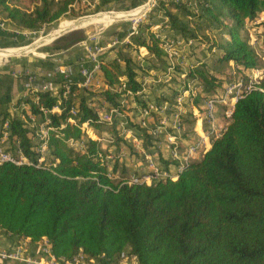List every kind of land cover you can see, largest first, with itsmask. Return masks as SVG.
Returning <instances> with one entry per match:
<instances>
[{"label": "trees", "instance_id": "obj_1", "mask_svg": "<svg viewBox=\"0 0 264 264\" xmlns=\"http://www.w3.org/2000/svg\"><path fill=\"white\" fill-rule=\"evenodd\" d=\"M19 1L0 0L3 20L13 29L37 31L68 13L76 16L74 6L82 0H34L37 4L30 12L20 9ZM145 2L97 0L93 12L132 10ZM198 3L194 13L180 0H158V15L148 13L137 24L138 34L130 37V43L121 46L115 58L103 61L104 84L109 89L125 85L132 93L140 90L139 65L126 52L132 47L147 51L146 69L166 71L168 62L150 28L154 16L164 19L174 38L209 41V48L218 51V72L230 69L244 74L260 67L261 56L242 33L247 23H256L264 31L260 21L264 0ZM207 30L218 39L209 40L203 33ZM86 39L83 31H72L54 40L52 50L63 52ZM191 72L198 77L203 95L222 92L224 82L219 77L198 68ZM260 86L264 90V83ZM109 89L79 90L72 85L67 99L60 93H38V105L33 96L19 100L17 105L28 104V114L40 119L41 106L51 110L58 105L61 110L48 114L53 131L48 156L40 167L35 166L38 154L31 131L0 106V123L9 122L6 143L33 164H0V230L34 244L46 240L59 260L82 254L98 264H118L125 253L136 264H264V92L252 91L235 104L221 137L176 181L120 185L127 172L108 177L103 161L111 147L118 150L124 140L116 125L100 121L89 106L101 100L116 106V99L125 92ZM70 118L75 124L68 122ZM84 122L100 137L108 132L111 143L103 147L87 139L81 130ZM138 131L144 141L148 134ZM70 140L84 141V147L75 150ZM143 144L145 149L151 146L150 140ZM116 164L115 160L111 166L113 174ZM122 164L128 174H135L127 160Z\"/></svg>", "mask_w": 264, "mask_h": 264}, {"label": "built area", "instance_id": "obj_2", "mask_svg": "<svg viewBox=\"0 0 264 264\" xmlns=\"http://www.w3.org/2000/svg\"><path fill=\"white\" fill-rule=\"evenodd\" d=\"M140 18L134 22L130 32L114 39L108 48L129 44L130 37L138 34L137 24L142 21ZM150 27H152L155 38L159 41V49L165 54L168 62L163 75L157 78L150 76L146 70L147 52L137 47L135 48L137 49V61L142 62L136 77L140 84V90L132 93L126 90L125 85H120L115 89L105 86V89L102 90L109 89L111 93L125 92V96L121 95L116 99V106L104 100L89 105L100 121L109 126L116 125L120 138L124 140L120 143L118 150L113 148L114 146L111 147L113 151L111 150L103 161L107 166L108 177L115 179L118 175L111 172L113 162L116 160L121 163L128 159L127 161L135 174L121 180L120 185H150L158 180L176 181L185 168L194 161L195 156L205 154L211 148L213 141L221 137L232 118L235 104L252 91L264 92L260 86L264 82V57H262L261 66L244 73L245 79L240 78L234 83L224 86L218 95H203L200 81L191 72V67L188 71L181 70L179 67L186 65V58L195 48L196 40L174 38L164 34L162 30H169L168 25H150ZM0 28H4L1 22ZM94 40L95 36L81 43L85 56L75 65L61 63L57 59L53 60V66L46 74V79H39L33 72L21 73L20 76L24 78L25 95L23 99L33 96L34 103L37 105L36 96L38 93H49L51 96L60 93L64 99H67L72 85H75L79 90L97 91L94 89V84L101 73L103 63L101 55L107 48L88 43ZM249 44L255 49V42L251 41ZM212 52L214 53L215 50L212 49ZM201 62L203 63L200 61L194 66H198ZM75 73L79 75L80 80L74 79ZM176 81L179 82L178 85H176ZM167 83H172L173 86L168 88L169 85H166V87L160 88V85ZM28 107V104L21 103L14 107L11 114L22 120L31 131V138L33 142L36 141L35 152L38 154L35 166L40 167L44 166V161L48 156L49 133L53 131V128L50 127L48 114L60 113L61 110L58 105L51 110L41 106L42 118L40 119L35 115L28 114ZM70 112L72 116L76 115L75 108H72ZM68 122L75 124L73 118H70ZM8 123V120L0 123V164L33 165L19 152L13 154L8 151L9 149H6ZM192 126L191 133H187V127ZM138 128L148 134V139L145 138V140H150L151 146L147 149L144 148L145 140L143 141L141 137L143 133L139 132ZM81 130L87 139L96 141L103 147L112 141L110 134L100 137L88 122L81 125ZM68 144L75 150L84 147V141L70 140ZM160 147L164 148L168 154L162 163L157 159ZM43 241L45 243L42 245L41 253L46 257L44 263L24 258L21 246L16 247L13 251L0 253V257L29 264H89L91 261L82 254H78L71 260H59L51 253L49 243L46 240ZM127 260L125 253H122L118 264H125Z\"/></svg>", "mask_w": 264, "mask_h": 264}, {"label": "rangeland", "instance_id": "obj_3", "mask_svg": "<svg viewBox=\"0 0 264 264\" xmlns=\"http://www.w3.org/2000/svg\"><path fill=\"white\" fill-rule=\"evenodd\" d=\"M163 1H167V0H163ZM183 3L186 4V6H189V8L191 10H193L194 13H197L199 10V3L198 0H180ZM97 0H82L80 3L76 4L74 6V10H75V14L76 16H73L72 13H68L66 16L62 17L61 19H59L56 23H53L51 25H44L42 26L39 30L37 31H23V30H19V29H12L14 32L9 34V39L7 41V43L3 44L2 47H0V50H8V49H20V48H27L32 46L34 43L40 41L41 39H43L45 36H47L48 34H50V32H52L53 30H58V29H63V28H70L72 26H77L79 24H82V22H84L83 20L85 19H89V18H82V17H86V16H90V15H96L93 16L91 18L103 15V14H108V13H116V14H123V12H134L137 9H140L145 3H142L141 5H139L137 8L132 9V10H118V9H111V10H105V11H99V12H93L94 10V5L96 4ZM154 6L150 8V10L152 11L153 14L158 15V12L156 10L157 4H158V0H153ZM37 3L34 0H21L18 3H16V5L26 11V12H30L36 5ZM146 12V14L141 15L140 19L143 21L145 20V18L147 17L148 13H151V11ZM81 13H85L86 15L81 16ZM182 18L184 17L183 15L181 16ZM263 17V18H262ZM80 18V19H78ZM260 21L263 22L264 21V16H261ZM78 19V20H77ZM139 18L132 19V20H118L115 21L113 23H109V24H101V25H93V26H89L87 28H82L79 29L81 31H83L85 33V35L87 36V40L91 39L92 37L95 36V38L98 35H103L104 37H108V36H114L116 33L123 35L124 33H126L127 30H130L132 25L134 24L135 21H138ZM153 22H157L160 23L162 17L160 16H154L153 18ZM0 20H3V15L0 14ZM77 20V21H75ZM255 30H252V27H250V24L247 23L243 29V33L242 35L244 37H247L248 41L251 42H255L257 43L255 46V49L257 51V53L262 57L264 56V31L258 26V24H253V28H255ZM70 33V32H69ZM204 34L209 36V40L211 39H218V36L216 34H212V32L210 30H207L205 32H203ZM68 34V33H67ZM66 35V34H65ZM200 39L196 40V46L193 50H191V55L189 56L191 59L189 60L188 58L186 59L188 62L186 63V65H182L179 66L181 68V70H186L188 71L191 67L192 70H194L195 68L198 69H202V71L207 72L209 74L214 75V77H219L220 79L223 80L224 82V86H227L228 84H232L234 83L237 79H245V75L241 74V73H235L233 70L230 69H224V71L218 72L216 70V68L218 67V63L215 62V58L218 57V51L215 50V52H212V49L209 48L210 43H208L209 41L207 40H203L201 39V37H199ZM86 40V41H87ZM80 44L75 45V47H77V49H80ZM74 50V49H73ZM263 51V52H262ZM131 53V52H129ZM55 54H58L56 52H54L52 50V44L51 43H43L41 44L37 49L33 50L30 53H27L24 56H17V57H9V58H4L0 60V68L1 67H5L8 64H12L15 62H23L24 63H29L30 65H32L34 67V64L37 66H39L41 68V71L43 73H48V70H46L47 68H50L51 66H53V60L57 59L58 57H62L65 55H68L69 53H61L58 54L57 56H55ZM133 56V54H131ZM199 61H203V64L201 62V64H199L198 66H194L195 62H199ZM262 61V60H261ZM41 66H40V65ZM33 68H31L32 70ZM33 71H35V68L33 69ZM37 71V70H36ZM50 71V70H49ZM25 72H30L29 70H26ZM34 74L37 75V73L34 72ZM23 78V77H22ZM176 85L179 84L178 81L175 82ZM264 83V82H263ZM169 85L168 88L172 87L173 84L172 83H167L165 84ZM174 85V86H176ZM128 105V102L126 103ZM108 134V132H105V134H103V137H106V135ZM36 141H34L35 143ZM7 144V143H6ZM7 144L6 149L8 151H10L11 153L14 154V152L11 150V147ZM128 160V159H126ZM124 161V160H123ZM116 174L119 176L120 174H126L127 172V178H129L131 176V173L129 172L128 174V168L123 166L122 162H118L116 161ZM120 177V176H119ZM126 178V179H127Z\"/></svg>", "mask_w": 264, "mask_h": 264}, {"label": "crops", "instance_id": "obj_4", "mask_svg": "<svg viewBox=\"0 0 264 264\" xmlns=\"http://www.w3.org/2000/svg\"><path fill=\"white\" fill-rule=\"evenodd\" d=\"M0 22L3 23V25H4V28H0V47H2L3 44L7 43L8 39H9V34L13 33L14 31L11 30L12 27L10 28V26H8L4 20H0ZM164 22L165 21L162 18L160 23L153 22L151 25L160 26V25H164ZM254 24H256V23H254ZM250 27H252V30L256 29V27L253 28V25H250ZM150 28H151V32H152V27H150ZM130 31H131V29L127 30L126 33L130 32ZM162 32L164 34H167L170 37H173L172 32H170V28L167 31L163 29ZM121 36L122 35L118 34V33H116L114 36H108V37H104L103 35L100 34L95 38V40L93 42L90 41L88 43L90 45H98L100 47L107 48V49H105V51L101 55V59L103 62V61H107L109 59H113L117 56V52L120 49L119 45H117L113 48H108V47L112 44L114 39L119 38ZM79 46H80V49H77V47L74 46V47H72L66 51L57 52L58 54H61L64 52L69 53L68 55L58 57L57 60H59V62H61V63L75 65L81 58H84V56H85L83 44H81ZM142 49H144V48H142ZM144 51L147 52L145 49H144ZM126 52L128 54H130L133 61L135 63H137V65H139V67H140L142 62L139 63V61H137V49L132 47V48L127 49ZM129 52H131V53H129ZM58 54H55V56H57ZM131 54H133V56ZM262 57H264V56H262ZM187 58L189 60L191 59L189 56ZM187 62L188 61L186 60L185 63H187ZM195 63H197V62H195ZM142 66H144V65H142ZM146 66H147V63H146ZM31 68H33V69L35 68V71H33V69L31 70ZM51 68H52V66L50 68H47L46 70H48V72H49V70ZM26 70H29L33 73L34 72L37 73V76L39 79H46L47 78V77H45L47 73H43L44 71L42 72L41 68L38 65L36 66L34 64V67H33L29 63H24V61L20 62V63L15 62L12 64H8L5 67L0 68V106L2 108H6L8 111L11 112L15 106H18L17 104H18L19 100L23 99V97L25 95V91L23 88L24 78H22L20 76V74ZM146 70L150 73V76H152L153 78L161 77L163 75V72H161L159 70H155V69H152V70L146 69ZM147 76H149V75H147ZM74 79L76 81L80 80V77L77 73L74 74ZM55 83H57V81H55ZM105 86L106 85L104 84L103 76H102V72H101L100 75L98 76V78L95 80L94 89L95 90H102V89H105ZM164 87H166V86L160 85V88H164ZM220 118H221V115H220ZM192 129H193V126L187 127L186 132L191 133ZM159 151H160L159 155H158V157L157 156L156 157L159 160V162L162 163L163 160L165 161L168 154L164 148L160 147ZM200 157H201L200 155H197L194 157L193 160L197 161ZM44 243L45 242L43 241L41 244H34V243H31L29 239H20L18 237L6 234L4 231L0 230V253L10 252V251H13L16 247L21 246L22 247V255L24 258H27L30 260H35V261H40L41 263H44L46 261V257L43 256L41 253L42 245ZM0 264H29V263L15 261V260H6V259H3L0 257ZM89 264H98V263L95 261H90ZM125 264H136V262H135L134 258L131 257V258H128V260L125 262Z\"/></svg>", "mask_w": 264, "mask_h": 264}, {"label": "bare ground", "instance_id": "obj_5", "mask_svg": "<svg viewBox=\"0 0 264 264\" xmlns=\"http://www.w3.org/2000/svg\"><path fill=\"white\" fill-rule=\"evenodd\" d=\"M142 8L135 10L134 12L128 13V14H116V13H108V14H103L94 18L89 17V19H85L83 20L84 22H82V24H79L77 26H80L82 28H87L89 26H93V25H101V24H109V23H113L115 21H117V19L125 17L126 15H128L129 17H134L136 15H138L140 13ZM74 27V26H72ZM70 27V28H72ZM70 28H63V29H58V30H53L52 32H50V34H48L47 36H45L43 39H41L40 41L34 43L32 46L27 47V48H20V49H8V50H0V60L4 59V58H9V57H17V55L19 53H30L33 50L37 49L41 44L43 43H47L48 41H50L53 37H55L56 35L60 34L61 32H64Z\"/></svg>", "mask_w": 264, "mask_h": 264}, {"label": "water", "instance_id": "obj_6", "mask_svg": "<svg viewBox=\"0 0 264 264\" xmlns=\"http://www.w3.org/2000/svg\"><path fill=\"white\" fill-rule=\"evenodd\" d=\"M153 4V0H147V3H145L141 8V11L138 15L134 16V17H129L128 15H126L125 17H122V18H119L117 19L118 20H132V19H136V18H139L141 15H143ZM125 14H128V12H123ZM98 15V14H96ZM96 15H90V16H86V17H82V18H89V17H93V16H96ZM80 19V18H78ZM77 19V20H78ZM75 20V21H77ZM79 29H82V27L80 26H74L64 32H61L60 34L56 35L55 37H53L50 41H48L47 43H52L54 40L64 36L65 34L69 33V32H72V31H76V30H79ZM26 55V53H19L17 56H24Z\"/></svg>", "mask_w": 264, "mask_h": 264}]
</instances>
